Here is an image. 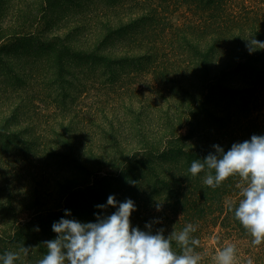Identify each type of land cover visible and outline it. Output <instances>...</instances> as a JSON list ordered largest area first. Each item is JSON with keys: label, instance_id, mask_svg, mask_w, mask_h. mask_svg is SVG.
<instances>
[{"label": "trees", "instance_id": "1", "mask_svg": "<svg viewBox=\"0 0 264 264\" xmlns=\"http://www.w3.org/2000/svg\"><path fill=\"white\" fill-rule=\"evenodd\" d=\"M182 9L174 25L169 16ZM251 36L264 41V0H0L2 117L12 108L0 131L29 114L34 120L0 133L1 151H11L0 155L9 165L0 178L8 197L16 187L29 204L0 207V242L28 247L26 227L37 239L55 238L52 224L65 210V218L95 222L115 211L96 207L114 195L134 201L137 223L148 205L182 204L184 224L197 227V252L204 228L219 226L264 264V243L253 246L229 211L242 198L239 178L213 190L204 173L188 171L215 154L213 145L227 152L264 135V50L249 54ZM181 223L173 221L180 231ZM37 257L30 252V264Z\"/></svg>", "mask_w": 264, "mask_h": 264}, {"label": "clouds", "instance_id": "2", "mask_svg": "<svg viewBox=\"0 0 264 264\" xmlns=\"http://www.w3.org/2000/svg\"><path fill=\"white\" fill-rule=\"evenodd\" d=\"M246 41L249 54L264 50V41L254 36ZM213 148L215 154L193 160L188 171L193 178L204 173V184L213 190L229 178H239L242 198L237 206L230 204L229 211L252 237V245L259 246L264 243V135L233 143L227 152L218 145ZM96 207L101 212L115 211L97 215L95 222H80L65 218L71 216L65 210L64 217L52 224L55 238L43 242L47 252L36 264H200L202 257L196 251L200 242L192 235L197 231L194 224L165 237L163 228L153 233L152 223L145 230L132 226L130 217L136 206L131 199L118 202L109 195L106 204ZM31 250L22 244L17 251L0 255V264H16L21 254L27 258ZM235 260L234 245L221 248L216 255V264H235Z\"/></svg>", "mask_w": 264, "mask_h": 264}, {"label": "rangeland", "instance_id": "3", "mask_svg": "<svg viewBox=\"0 0 264 264\" xmlns=\"http://www.w3.org/2000/svg\"><path fill=\"white\" fill-rule=\"evenodd\" d=\"M247 6L249 7H253L256 6L255 2L253 1H247L245 2ZM185 11V9L179 10L177 12H172L171 15L169 16L171 23H173L174 25H179L183 22V17L182 15L184 14L183 12ZM11 18H9V15H4L3 17V22L2 25H5L6 22L10 21ZM149 79V77H148ZM84 101H87L88 104H90L91 102H93L95 100V98L93 96H89V98H85L83 99ZM264 106V105H263ZM4 107L2 108V110L4 111ZM10 111H12V108H9V111L2 117V113L0 112V118L1 120L6 117L7 115L10 114ZM263 116H264V107L262 108L261 112H260ZM16 120H14L11 124V126H9L8 128H6L5 132L0 131V133H4L5 135L8 133H12V131L15 132H21L24 129H27L29 126L34 124V120H33V114H29L27 117L23 118L20 117V120L18 122H15ZM3 124V120L0 121V127H2ZM182 132H186V129L183 130ZM23 135V133L21 134ZM19 137H14L11 140L14 141V143H19V141H17ZM5 150V147L2 146V144H0V155H2L3 157H7L9 153H11V151H1ZM18 159V157L16 158H12V161L10 162V166L11 168H13L16 172H18V168H17V163L16 160ZM9 171V165H7L5 163V158H0V177L2 175L7 176V174L5 172ZM8 177V176H7ZM13 185V183H12ZM5 187V189H4ZM14 187V185H13ZM11 197L9 196V191L7 186L5 185V183L2 182L1 178H0V207L4 206L5 204H11L14 209L21 211V209L23 207H25L26 205H29L28 202L26 204V202H24L22 200V195L20 194L19 190L14 187L11 191H10ZM228 200H226L227 202ZM229 202V201H228ZM25 203V204H24ZM182 204H177V205H173L171 202H167V201H163L161 205L159 206V210H158V206L157 205H148V210H138V213L141 215V217H144L146 220H144V222L141 223H137L136 221H132L131 224L133 227H141V225H146L148 223H152V231L153 233H155V231L157 229L163 228L164 229V235L165 237H167L168 235H170L172 233V231L175 232H179L180 230L177 229V226L173 224V221H179L181 224L185 225L184 223L186 221H188L186 219V215L184 216V210L182 211ZM33 204L30 205L31 209L34 207H32ZM137 206V205H136ZM182 208V209H181ZM32 211V210H31ZM31 211H27V212H23L21 214H19L18 218L20 219V223L23 224L24 222H28L30 220L31 217ZM133 213H137V210ZM186 214H188V211L186 212ZM0 217H2V213H0ZM183 219L184 222H183ZM158 221V222H156ZM155 222V223H153ZM0 225H2V220L0 219ZM26 232L29 233V237H28V241H29V245L28 247L32 248L31 252L36 253V257L39 255L38 258H42L44 253L47 252L46 246L43 245L44 241L47 240H51L54 239L52 238L51 234L49 233H45L42 237L40 238H36L34 231H31L29 229V227H26ZM141 230H145V227ZM40 231V230H39ZM223 231L220 230V227L217 226L216 228L213 227H209L207 228V226L204 228V235L202 236V247H203V251H201L202 253L200 254L202 259L201 262L202 264H216V255L217 253L221 250V248L226 247L228 245H234L236 248V260H235V264H248V261L251 260L253 262V264H259L256 263L255 258L257 255H251L249 253V251L251 252L250 249H252L251 247H247V245H245V242L242 241V243H240L238 241V239L236 237H231L229 239H227L226 237H223ZM38 235L40 236L41 234L38 233ZM13 241H16L15 239ZM8 244V243H7ZM5 244L0 242V250H3L6 246H8V248H10L11 251H17L20 243H10V244ZM175 247V246H174ZM256 249V248H255ZM177 250V249H176ZM248 250V251H247ZM258 250H253V253L257 252ZM260 251V250H259ZM38 261V260H37ZM16 264H30V260L27 258H24L23 255L21 254V260L17 261Z\"/></svg>", "mask_w": 264, "mask_h": 264}]
</instances>
